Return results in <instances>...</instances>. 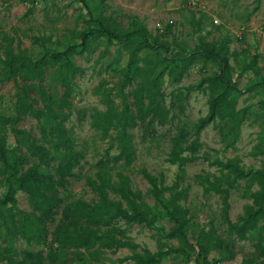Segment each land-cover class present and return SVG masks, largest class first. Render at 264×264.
I'll list each match as a JSON object with an SVG mask.
<instances>
[{
	"label": "trees",
	"instance_id": "16d2710c",
	"mask_svg": "<svg viewBox=\"0 0 264 264\" xmlns=\"http://www.w3.org/2000/svg\"><path fill=\"white\" fill-rule=\"evenodd\" d=\"M72 3L77 4L80 12L88 11L86 0H72ZM84 22L86 27L78 34L80 43L68 45L63 51L51 52L43 47L40 38L33 39L44 50L38 61L26 65L28 74L41 79L45 70L57 66V80L63 89L62 94L39 86L29 90L18 85L14 115H0V264L83 263L85 254L93 260L97 259L94 251L98 244L115 249L127 248L132 254L125 259L137 264L156 263L158 254L144 248L137 252L139 247L124 240L125 231L116 226L120 222L127 226L149 224L154 217L153 208L143 201L138 190L131 187L128 176L117 172L114 180L111 170L118 164L128 167L135 161L132 129L140 131L142 140L152 139L157 135L158 127H164L177 117L174 109L179 114L184 112L187 95H183L178 87L168 94L170 101L169 105L166 104L163 91L165 78L168 77L172 85H177L198 60H208L218 66V71L202 78L196 86L183 88L187 91L209 89L207 113L191 126L178 127L170 138L167 162L176 165L181 175L170 185H165L162 175L154 176L146 169L138 171L149 184V195L155 206L173 224L167 237L178 243L175 251L186 253V249L191 250L193 246L188 240L190 212L184 204L188 190L181 186L185 167L202 158L198 155L201 147L199 138L207 126L214 125L220 142L224 148H229L239 138L240 127L245 121V109H238L236 102L242 92L236 88L232 75L252 70L254 60L244 64L235 60V67L232 66L229 63L233 54L228 47L229 37L218 43L203 42L192 50L182 48L185 53L168 56L172 42L161 35L152 36L136 19H131L126 27L113 17L101 15H89ZM164 30L170 32L171 25ZM101 41L108 45L117 42L129 51L127 63L117 71L113 68L119 73L117 82L112 87H105L103 82L95 91L104 109H95L89 115L90 127L100 132L102 138L111 139L105 155L94 164L93 177L86 178V184L96 194V200L87 203L77 199L63 206L60 192L75 176L73 170L84 158L65 125L74 105L72 94L76 93V88L73 80L83 72L75 64L73 56L88 51L91 44ZM144 50L152 52L153 58L140 57L139 53ZM24 61V56L14 55L9 49L0 85L16 82L17 67H22ZM255 87L264 88V80ZM26 118L36 121L43 144H37L25 130L17 128ZM7 131L13 136V148L6 145ZM113 148L117 152L110 155ZM32 160L35 163L26 167ZM204 160L215 170L195 175L194 181L205 194L213 193L219 197L227 234L240 240L256 236L253 258H245L241 264H264V226H259V218L264 216V169L244 171L229 160ZM241 180L246 183L243 196L251 203L244 205L242 216L232 222L229 218V199L231 191L237 190ZM253 184L258 187L255 191L251 190ZM18 192L26 196L30 212L18 208ZM58 214L57 224L49 231ZM18 240L41 246L42 249L18 252L15 248ZM195 245L204 256L210 250H219L221 259L234 258L230 244L218 235L212 236L210 231L199 232Z\"/></svg>",
	"mask_w": 264,
	"mask_h": 264
},
{
	"label": "rangeland",
	"instance_id": "374dc122",
	"mask_svg": "<svg viewBox=\"0 0 264 264\" xmlns=\"http://www.w3.org/2000/svg\"><path fill=\"white\" fill-rule=\"evenodd\" d=\"M88 11H79L72 0H0V76L4 71V60L9 49L14 55L25 57L22 67H17L19 73L16 82L10 81L0 85V115L13 116L14 105L18 93L17 86H25L33 90V86L57 92L61 95L63 89L57 80V66L44 71L41 79L31 77L26 65L38 61L44 48L51 52H60L68 45L80 43L78 34L85 27L84 19L89 15L113 17L118 23L126 27L131 19L141 22L152 36H163L172 42L167 55L185 53L182 48L192 50L203 42L218 43L219 40L229 37V63L235 67V60L240 64L254 60L253 69L239 74L233 73L232 81L236 88L242 92L236 98L237 108L245 109V121L240 127L239 138L233 147L224 148L214 125L207 126L200 135L201 147L196 162L186 165L181 186L187 188L188 198L185 206L189 209L188 240L193 246L186 253H180L178 243L168 239L167 235L173 226L155 206L149 195V184L138 173L146 169L150 174L163 176L165 185L173 183L181 175L176 165L167 162L170 151V138L182 125L191 126L207 113V100L210 95L208 88L191 91L184 87L196 86L204 77L213 75L218 66L208 60H198L187 72V75L177 85H172L168 77L163 83L166 94V104L169 105V93L176 87L187 95L184 112L177 113V117L170 120L164 127H158L157 135L152 139L142 140L141 133L134 128L133 148L136 159L128 167L118 164L111 170L113 179L115 174L122 172L129 177L131 187L141 193L143 201L153 208L152 222L143 225L127 226L118 223L116 226L125 231V238L140 249L144 248L150 253L158 254L154 264H241L245 258L252 257L256 236L252 235L240 240L235 235H229L222 220L220 199L217 195L205 194L194 176L203 172H214L215 168L208 165L209 160L232 161L244 171L264 169V88L255 87V84L264 80V0H86ZM171 25L170 32L164 29ZM40 38L43 47L35 44L33 39ZM80 50V48L78 49ZM187 50V51H188ZM140 57L153 53L148 50L141 51ZM129 58V51L117 42L106 44L101 41L91 44L88 51L73 56L75 64L82 69V74L73 80L76 93L72 94L73 108L71 116L66 122L76 148L82 151L84 158L73 172L74 177L69 179L60 196L63 206L81 199L90 203L96 200V194L86 184V178L93 177L94 164L105 155L111 137L102 138L100 132L90 127L89 115L93 110H103L98 95L95 94L100 84L112 87L119 78V73L113 71L122 68ZM142 66V64H139ZM105 82L107 84H105ZM34 96V93H31ZM116 102H119L116 99ZM40 107V103L37 104ZM18 129L25 130L37 144H43L40 130L36 121L26 118L17 125ZM113 135V134H112ZM6 145L15 146L13 136L7 131ZM113 148L109 154H116ZM35 161L28 162L26 167ZM246 183L238 182L237 190L231 191L229 218L232 222L243 214V206L251 201L243 196ZM258 187L253 184L252 191ZM2 189L0 188V193ZM18 208L30 212V204L23 193L17 195ZM117 199L116 196L110 195ZM56 221L49 227V231L57 224ZM259 226H264V216L259 218ZM210 231L212 236H220L230 244L234 253L232 260L221 259L219 250H210L206 256L199 253L195 245L199 232ZM255 234V233H254ZM118 238V236H116ZM18 252L35 251L42 247L32 246L24 240L15 243ZM94 251V249H93ZM132 252L127 248L115 249L98 244L94 251L93 260L85 254V261L69 262L66 264H137L126 260ZM189 258H188V256ZM70 257V255H69ZM219 260L217 263L215 261Z\"/></svg>",
	"mask_w": 264,
	"mask_h": 264
}]
</instances>
